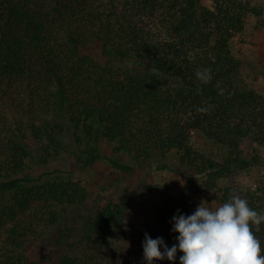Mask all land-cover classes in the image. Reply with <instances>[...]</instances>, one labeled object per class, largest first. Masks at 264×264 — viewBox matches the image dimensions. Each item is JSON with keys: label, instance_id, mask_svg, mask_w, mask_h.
Instances as JSON below:
<instances>
[{"label": "trees", "instance_id": "obj_1", "mask_svg": "<svg viewBox=\"0 0 264 264\" xmlns=\"http://www.w3.org/2000/svg\"><path fill=\"white\" fill-rule=\"evenodd\" d=\"M211 3L213 9L201 0H0V199L11 198L0 207V264H142L144 234L171 247L178 235L171 218L177 209L191 214L165 195L144 232L121 233L113 206L79 225L73 213L86 199L79 185L18 177L27 157L24 131L56 145L72 133L81 169L101 159L100 141L137 163L178 150L195 176L224 179L231 165L248 164L240 146L264 140V97L243 76L231 42L262 10L251 0ZM114 63L137 70L120 77ZM205 68L212 79L202 84L195 73ZM195 136L227 148L228 159L199 163ZM229 199L226 189L215 202ZM246 199L258 212L252 194ZM117 232L123 242L112 244ZM255 235L264 247V224ZM37 246L53 249L33 259Z\"/></svg>", "mask_w": 264, "mask_h": 264}, {"label": "rangeland", "instance_id": "obj_2", "mask_svg": "<svg viewBox=\"0 0 264 264\" xmlns=\"http://www.w3.org/2000/svg\"><path fill=\"white\" fill-rule=\"evenodd\" d=\"M201 1L207 8L213 9L211 0ZM251 3L262 10V15L247 17L246 29L236 35L231 42V49L242 63V73L247 82L256 93L264 97V0H251ZM111 66L120 77L137 70L134 63H114ZM23 134L27 157L23 159L24 172L18 177H43V180L45 178L49 182L73 181L79 185L86 195L85 202L73 213L75 222L79 225L91 216L100 215L103 208L113 206L115 212H121L118 223L121 233L132 235L144 232L147 224L156 221L165 195L183 204L192 213L201 201H206L213 208L217 207L215 199L220 198L226 189H229L230 198L234 195L246 198V194H252L254 200L251 204L264 215V140L243 141L240 146L241 158L248 164L231 165L226 178L216 179L208 173L195 176L186 168L183 154L178 150L165 155L156 152L149 161L137 163L130 155L115 151L114 145L107 141H100V145L96 147L101 158L96 165L81 169L78 160L81 154L75 149L72 133L65 132L57 137L54 140L57 145L50 140L36 141L29 131H24ZM191 144L200 155L198 160L201 164L207 160L224 163L229 157L227 148L204 136H195ZM108 159L132 166L133 170L125 173L115 169ZM62 176V180L58 179ZM39 184L40 182L34 186ZM209 184H215L216 189L210 188ZM8 203H11L10 197L0 199V207ZM120 236V232H117L111 238L112 244L123 242ZM124 244L126 246V241ZM52 249L37 246L32 250L31 257L34 259V256L41 255L44 250ZM142 264H145L144 260ZM154 264H168V261H154Z\"/></svg>", "mask_w": 264, "mask_h": 264}, {"label": "clouds", "instance_id": "obj_3", "mask_svg": "<svg viewBox=\"0 0 264 264\" xmlns=\"http://www.w3.org/2000/svg\"><path fill=\"white\" fill-rule=\"evenodd\" d=\"M202 84L211 81L209 69L195 73ZM223 89L219 94H223ZM209 107L198 111L207 112ZM171 231L176 233L171 247L163 237L152 238L147 232L142 241L145 264L167 260L176 264H264V247L255 235L264 224V215L249 206L246 198L232 196L228 201L213 208L201 201L194 212L177 214L171 218Z\"/></svg>", "mask_w": 264, "mask_h": 264}]
</instances>
